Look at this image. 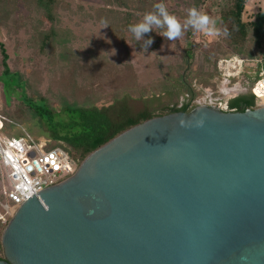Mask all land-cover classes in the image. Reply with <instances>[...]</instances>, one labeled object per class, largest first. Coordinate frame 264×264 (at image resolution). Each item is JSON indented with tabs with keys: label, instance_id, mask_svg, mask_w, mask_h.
Returning <instances> with one entry per match:
<instances>
[{
	"label": "water",
	"instance_id": "water-1",
	"mask_svg": "<svg viewBox=\"0 0 264 264\" xmlns=\"http://www.w3.org/2000/svg\"><path fill=\"white\" fill-rule=\"evenodd\" d=\"M0 264H264V106L141 121L30 196Z\"/></svg>",
	"mask_w": 264,
	"mask_h": 264
},
{
	"label": "rangeland",
	"instance_id": "rangeland-1",
	"mask_svg": "<svg viewBox=\"0 0 264 264\" xmlns=\"http://www.w3.org/2000/svg\"><path fill=\"white\" fill-rule=\"evenodd\" d=\"M64 1L69 7L61 5L59 23L69 31L70 38L63 43L67 51L64 48L60 57L57 54L61 49L55 51L56 56L49 48L45 54L38 52L37 34L48 29L49 23L34 11L32 5L23 0H0V42L8 54L9 69L14 72L11 79L6 80L1 75L0 64V114L33 135L47 130L23 105H32L24 94L33 101L44 100L55 113H59L63 103L102 106L126 93L146 98L154 96V106H179L185 97L182 94L176 97L177 90L183 91L175 82L176 78L183 75L188 88L194 81L209 88L214 76L208 74L214 75L215 60L237 54L219 19L225 0H156L157 3L164 2L169 13L181 23L186 21L188 10L196 7L212 18L214 33L187 27L181 38L168 41L159 35L163 29L155 28L145 36V39L151 37L153 40L147 48L142 42L132 40L129 33H125L123 39L111 35L89 17V7L103 6L105 0ZM257 11H264V0H247L242 18L248 21ZM143 16L136 21H141ZM247 43L251 45L250 38ZM251 51L254 57H264V45L259 50L251 47ZM15 72L26 82L24 94L22 81ZM231 83H217L220 99L244 89L246 79ZM192 91L194 101H200L203 90ZM134 103L137 108L142 106L140 100ZM163 111L159 109L156 113ZM16 116L23 120H14ZM2 134L17 136L19 130L14 124H6ZM2 185L0 179V189ZM3 227L4 224L0 226V235Z\"/></svg>",
	"mask_w": 264,
	"mask_h": 264
},
{
	"label": "trees",
	"instance_id": "trees-1",
	"mask_svg": "<svg viewBox=\"0 0 264 264\" xmlns=\"http://www.w3.org/2000/svg\"><path fill=\"white\" fill-rule=\"evenodd\" d=\"M27 5L34 7V11L43 17L49 23L48 29L37 34V49L41 54H45L48 48L54 51L58 49L60 53L57 56H63L67 51L66 45L70 38V33L67 29H63L59 23V9L61 5L69 7V4L64 0H23ZM247 0H225V6L220 11V21L225 27L226 36L229 44L234 49L235 53L252 58L254 54L251 47L259 50L264 45V11H257L251 16V19L245 21L242 16L244 6ZM156 0H105L103 6H90L89 17L95 22L104 26L108 33L120 39H123L125 33H129V25L137 23V19L147 12L154 11L153 6ZM115 6V7H114ZM87 13V12H86ZM250 38L251 45L247 43ZM64 48L66 49L64 51ZM8 54L2 42H0V64L2 67L1 75L6 80L11 79V72L7 64ZM216 62V60H215ZM215 62L213 65V73L209 76L216 75ZM16 73V72H15ZM18 80L21 76L16 73ZM175 82L179 83L183 89L187 87L183 75L176 78ZM23 94L26 87V82L22 81ZM174 85V84H173ZM192 97L194 92L189 89ZM32 105H25L32 114L37 117L41 125H45L46 132H42L36 137H46L50 140L49 146H59L65 150L70 158L80 162L88 153L102 145L116 134L123 130L154 116L173 111H189V102L181 106H160L153 105L156 98L151 96L146 98L142 95L132 96L129 93L113 98L108 105L96 106L80 105L74 103H63L59 109V113H55L53 109L44 101L26 97ZM142 101V106L137 108L135 101ZM40 102V104H37ZM253 107V98L251 96H240L232 99L229 104V109L243 111L246 108ZM164 110L161 113H156V110ZM192 109V108H191ZM17 118V119H16ZM13 119H22L20 116ZM32 134V133H30ZM33 135V134H32ZM2 226V225H0ZM1 257V249H0Z\"/></svg>",
	"mask_w": 264,
	"mask_h": 264
},
{
	"label": "built area",
	"instance_id": "built-area-1",
	"mask_svg": "<svg viewBox=\"0 0 264 264\" xmlns=\"http://www.w3.org/2000/svg\"><path fill=\"white\" fill-rule=\"evenodd\" d=\"M215 69L212 86L203 89L200 101L190 100L189 109L200 104L222 107L215 82L232 84L240 78L250 82L253 107L264 106V57L228 54L216 59ZM6 124H14L19 134H2ZM49 143L46 137H36L0 114V179L3 182L0 189V225L5 224L15 208L30 196L68 178L76 170L79 162L72 160L61 147H50Z\"/></svg>",
	"mask_w": 264,
	"mask_h": 264
},
{
	"label": "clouds",
	"instance_id": "clouds-1",
	"mask_svg": "<svg viewBox=\"0 0 264 264\" xmlns=\"http://www.w3.org/2000/svg\"><path fill=\"white\" fill-rule=\"evenodd\" d=\"M153 8L154 11L145 13L141 21L129 25L128 28L134 39L142 42L145 48L153 43L151 37L145 39V36L155 28L163 29L159 35L168 41L181 38L187 27L197 31L208 32L209 34L214 33V21L212 18L196 7L188 10L187 19L183 23L175 15L169 13L164 2L156 3ZM113 51L115 53V50Z\"/></svg>",
	"mask_w": 264,
	"mask_h": 264
},
{
	"label": "flooded vegetation",
	"instance_id": "flooded-vegetation-1",
	"mask_svg": "<svg viewBox=\"0 0 264 264\" xmlns=\"http://www.w3.org/2000/svg\"><path fill=\"white\" fill-rule=\"evenodd\" d=\"M251 96L250 95V82L246 81L245 83V88L244 89H240L238 90L236 93H234V95H232L231 97H222V99L219 100V102L221 103V105L227 110V111H236L234 109H229L228 108V104L232 99L238 98L240 96Z\"/></svg>",
	"mask_w": 264,
	"mask_h": 264
},
{
	"label": "crops",
	"instance_id": "crops-1",
	"mask_svg": "<svg viewBox=\"0 0 264 264\" xmlns=\"http://www.w3.org/2000/svg\"><path fill=\"white\" fill-rule=\"evenodd\" d=\"M217 83H218V81L215 82V86H217ZM202 86L196 84V82L194 81L193 83L190 84L189 88H188V85H187V87L185 89H183V91H181L180 89L177 90V92H175L176 97H178L179 95L181 96V94L184 95V97H185L184 101L180 105H182V104H184L186 102H189V99L192 97V94L189 92V89L196 90V91H199V92H201V90H203V89H207V87H202ZM210 86H212V84ZM176 100H177V98H176ZM176 106H178V105H176Z\"/></svg>",
	"mask_w": 264,
	"mask_h": 264
}]
</instances>
